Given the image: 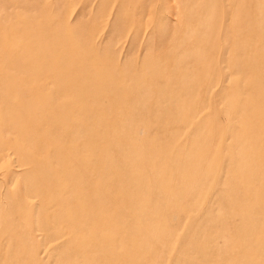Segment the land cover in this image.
Wrapping results in <instances>:
<instances>
[{
  "label": "rangeland",
  "instance_id": "374dc122",
  "mask_svg": "<svg viewBox=\"0 0 264 264\" xmlns=\"http://www.w3.org/2000/svg\"><path fill=\"white\" fill-rule=\"evenodd\" d=\"M0 264H264V0H0Z\"/></svg>",
  "mask_w": 264,
  "mask_h": 264
}]
</instances>
